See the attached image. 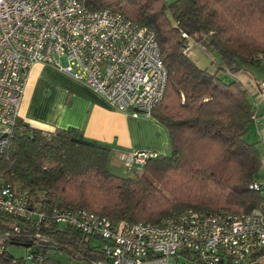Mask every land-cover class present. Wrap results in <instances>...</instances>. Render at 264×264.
<instances>
[{"label":"trees","instance_id":"1","mask_svg":"<svg viewBox=\"0 0 264 264\" xmlns=\"http://www.w3.org/2000/svg\"><path fill=\"white\" fill-rule=\"evenodd\" d=\"M78 1L153 31L167 80L151 119L166 129L168 151L149 160L144 173L120 177L109 171L106 144L73 127L44 132L19 117L25 133L0 154V187L27 191L35 214L21 219L0 211V264H27L10 254L12 246L27 249L30 264L100 259V240L57 224L55 209L130 223H159L185 210L262 209L261 193L250 189L262 176L261 155L244 141L255 112L248 91L233 76L250 67L264 74V0ZM189 43H206L219 56V69L198 67L185 52ZM220 72L231 80L224 82Z\"/></svg>","mask_w":264,"mask_h":264},{"label":"built area","instance_id":"2","mask_svg":"<svg viewBox=\"0 0 264 264\" xmlns=\"http://www.w3.org/2000/svg\"><path fill=\"white\" fill-rule=\"evenodd\" d=\"M193 46L189 43L185 52ZM35 64L82 82L116 111L146 119L167 80L153 31L120 13L92 11L78 0H0V154L25 133L18 126L19 109ZM263 97L264 81L259 85ZM157 156L140 150L122 162L140 172ZM262 167L261 178L250 186L260 193L264 159ZM29 199L27 191L0 187L1 212L28 219L35 214ZM53 218L100 240L102 256L89 264H257L264 257V206L249 214L185 210L159 223L113 222L67 209L53 210Z\"/></svg>","mask_w":264,"mask_h":264},{"label":"crops","instance_id":"3","mask_svg":"<svg viewBox=\"0 0 264 264\" xmlns=\"http://www.w3.org/2000/svg\"><path fill=\"white\" fill-rule=\"evenodd\" d=\"M258 77L253 80L255 98L264 80L263 74ZM19 116L30 127L44 132L73 127L86 139L106 144L111 148L109 167L129 169L122 159L131 152L165 155L168 151L167 131L160 123L142 114L134 117L116 111L85 84L47 65L30 68Z\"/></svg>","mask_w":264,"mask_h":264},{"label":"rangeland","instance_id":"4","mask_svg":"<svg viewBox=\"0 0 264 264\" xmlns=\"http://www.w3.org/2000/svg\"><path fill=\"white\" fill-rule=\"evenodd\" d=\"M167 3H172L175 0H165ZM188 57L197 64L201 69H208L210 72H215L222 65L219 56L213 52L207 45L199 44L194 45L188 55ZM262 74L261 71L254 67L248 69H242L238 71L233 77L240 80L244 87L248 90L250 96V102L253 105L255 112V120L247 128L244 141L250 145H255L260 152L261 159H264V97L260 100L258 97H252V92L255 88V83L253 82L254 78L258 79ZM220 78L224 82H229L231 80L228 73H219ZM264 76V74H263ZM109 171L120 177H134L135 173L129 169L109 167ZM141 170L140 172H142ZM144 173V171H143ZM260 174H263V167L260 171ZM262 198L264 199V192L261 193ZM10 254L15 258H24L27 264H30L28 260V250L22 247L12 246L9 248ZM63 262L66 261L65 257L60 258ZM69 264H77L75 261ZM257 264H264V257H262Z\"/></svg>","mask_w":264,"mask_h":264}]
</instances>
